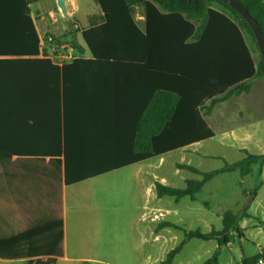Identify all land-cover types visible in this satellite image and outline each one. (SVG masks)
I'll list each match as a JSON object with an SVG mask.
<instances>
[{
	"label": "trees",
	"instance_id": "obj_1",
	"mask_svg": "<svg viewBox=\"0 0 264 264\" xmlns=\"http://www.w3.org/2000/svg\"><path fill=\"white\" fill-rule=\"evenodd\" d=\"M40 1L44 0H0V94L10 96L13 93L12 96L17 97V101H0V110L31 115L23 121L28 122L39 146L44 141L45 148L21 150L18 155L20 159H50L49 166L57 173L56 186L51 188L57 204L51 200L44 214H36L32 226L0 223V259H35L38 264H55L64 255L63 172L65 170L67 185L99 174L88 176L71 172L67 152L62 147L60 116L65 109L62 79L67 80L64 74L69 67H60L51 58L57 55V52L52 53L53 48L59 51L63 41L51 38L48 46L43 47L44 41L30 9L31 4ZM94 1L100 13L90 16L89 27L81 31L92 58L69 60L73 64H107L115 73L130 74L129 84L116 82L113 96L109 97L116 106L145 112L135 127V162L213 138L215 133L201 114L202 104L210 100L212 107L234 95L248 93L251 79L264 78V60L252 29L239 13L221 0ZM237 1L257 21L264 36V0ZM137 7L144 9V29L136 20ZM68 31L72 35V49L79 48L76 39L80 29L68 27ZM246 36L259 56L257 67ZM122 66L126 71L119 69ZM49 118L52 125L47 132L44 128H48ZM3 154L11 155L10 152ZM254 165L264 167V155L246 152L243 160L210 172L180 165L200 175L201 179L189 180L185 188L157 182L156 193L160 198L190 197L195 200L216 176L239 172L246 177L251 175ZM256 193L257 190L253 194ZM248 217L247 209L241 213L226 211L222 230L209 233L187 231L165 222L164 226L182 230L185 239L169 252L163 264H172L191 239L214 240L220 248L227 246L230 232L237 231L239 222ZM243 237L239 230L238 238ZM219 255L220 251H216L203 264H220ZM260 263H264V250L242 259V264Z\"/></svg>",
	"mask_w": 264,
	"mask_h": 264
},
{
	"label": "crops",
	"instance_id": "obj_2",
	"mask_svg": "<svg viewBox=\"0 0 264 264\" xmlns=\"http://www.w3.org/2000/svg\"><path fill=\"white\" fill-rule=\"evenodd\" d=\"M51 1L59 12L56 0ZM41 2L43 1L31 4L30 9L43 40L39 26L40 23L42 27L48 26L46 21L48 17L40 10ZM75 7V1L68 0L70 19L73 25L76 24L74 27L80 29L76 39L79 44V39L82 38L81 31L87 29L89 25L86 28L80 26L75 18L79 8L75 10ZM99 13L90 14L88 22L90 16ZM49 16H52L51 12ZM143 19L144 27L136 19L142 29L145 28L144 14ZM246 40L257 67L259 56L250 38L246 36ZM70 54L72 58H92L91 53L86 56L80 45L79 48L72 49ZM51 58L58 66L69 67L64 74L67 80L62 79L63 87H65V109L60 116V124L62 147L67 152L71 172L88 176L99 174L67 185L65 170L63 172L64 255L58 258L55 264H163L169 252L185 239V233L182 230L164 226L165 222L162 220L164 197L157 196L155 184L158 182L168 185L166 179L160 175V162L156 159L181 152V161L175 163V175L178 176L180 171H189L180 168V165L193 166L192 156L195 155L202 160L209 158L208 154H200L196 148L202 147L206 141L216 137L210 120L222 128L224 135H236L238 132L248 135V131L243 130L242 126L245 123L241 119L246 115L258 120L254 121L252 126L257 130L262 129L264 122L260 121L264 120V78L257 76L251 79V89L248 93L234 95L212 107L210 100L202 104L201 114L209 128L214 131L213 138L191 143L161 156L135 162L133 160L136 156L135 127L137 122L145 116V112L131 111L125 109L123 105L116 106L112 97H109L113 96L116 82L129 84L130 74L115 73L112 70L114 68L107 64H73L70 60L59 62L56 58ZM119 69L126 71L124 66ZM12 95L13 93L10 96L0 94V101H17V97ZM217 110L219 113L215 115ZM29 117L31 115L23 116L17 110H0V223L4 226H19V224L32 226L31 221L36 219V214H44L45 210L51 206V200L55 201V205L57 204V198L51 190L53 186H56L57 173L49 166L50 159L42 160L34 157L20 159L18 155L21 150L45 148L44 141L39 146V142L33 138L34 132L29 128L28 122L23 121ZM223 119H227L228 122ZM51 125L49 118L46 123L48 128L44 129L48 132ZM3 152H10L11 155L5 156ZM262 155L264 154L256 156ZM186 160L189 161L186 162ZM197 169L200 170L199 167ZM261 174L260 190L264 189V167L261 168ZM118 182L122 184L121 189L125 188L123 198L122 194L119 197L117 193ZM23 187L27 190H23ZM108 188L113 191L112 194L107 190ZM109 195H112L110 199H108ZM247 195L249 193H246ZM258 197L256 193L252 201H257ZM181 200L175 199L177 203ZM191 201L195 200L191 199ZM245 209L248 212L250 207ZM110 213L113 214L112 226H107L110 222L107 214ZM248 214L250 217L241 220L238 227L244 237L239 239L238 231L230 232L229 237L236 236L237 240H242L241 246H243L247 235L255 230L263 235L258 241V246L261 243L264 246V241H261L264 240V230L261 226H248V221L253 218L250 213ZM121 224L124 226H120ZM173 224L190 231L184 225ZM168 229L182 232L184 238L177 245L167 247L168 234H164V231ZM172 238L177 240L176 236H170V240ZM191 240L187 241L172 264L177 263L178 257ZM261 250H264V247L260 246L259 251L252 256L260 253ZM220 256L221 253L219 258ZM244 257L248 256L244 254L238 258H230L226 264H242ZM19 260H23L26 264L36 261L35 259Z\"/></svg>",
	"mask_w": 264,
	"mask_h": 264
},
{
	"label": "rangeland",
	"instance_id": "obj_3",
	"mask_svg": "<svg viewBox=\"0 0 264 264\" xmlns=\"http://www.w3.org/2000/svg\"><path fill=\"white\" fill-rule=\"evenodd\" d=\"M73 1H75L76 4L75 10L79 8L75 16L76 20L82 28L88 27V16L100 12L101 9L99 5L94 0ZM52 2L51 0H44L39 6L40 10L48 17L46 19L48 26L45 25V27H42L41 23L39 26L44 41L43 47H47L48 43L51 42L48 40L49 38H57L63 41L64 45L68 46L66 49L61 48L59 52L64 55H71L70 52L72 51V47L70 42L72 35L68 31L67 22L62 17L60 11H56ZM50 12L52 16H49ZM143 14V7H137L136 19L140 22L142 27H144ZM77 36H79L78 33ZM79 45L86 53V56H89L90 53L81 37L79 39ZM218 113L219 110L216 111L215 115H218ZM241 119L245 123V125L242 126L243 130L248 131V135L242 134L241 132H238L236 135H224L222 128L210 120L216 137L206 141L202 147L196 148L200 154H208L209 158L202 160L194 155L191 157L194 159L192 160V165L197 168L199 167L203 172H210L223 168L225 164H232L243 160L246 156V152L244 151H248L253 155L264 154V126H262V129L259 127L260 130L252 126L254 121H258L254 120L253 116L246 115ZM224 121L228 122L227 119ZM260 122H264V120ZM181 158L182 153L175 152L165 155L162 159H156L157 162H160V175L166 179V184L169 187L184 188L187 180L201 179L200 176L189 171H180L178 176L175 175V163L181 161ZM187 161L189 160H186V162ZM199 162H201V164H199ZM261 182L262 174L259 165H254L251 175L246 177H241L239 172L220 174L204 186L200 193L196 195L195 201H191L190 198H184L177 203L172 197H164L162 201V220L163 222L184 225L186 226L185 228L190 231L199 230L203 233H209L212 230H222L223 214L226 211L240 213L245 207H250L248 213H250L253 218L248 221V226H261L264 230V189H259ZM118 184V196L120 197L122 194L123 198L125 188L121 189L122 184L120 182H118ZM107 190L110 194L113 193L110 188ZM256 190L258 191L257 194L259 197L257 201L253 202V193ZM246 193H249V195L246 196ZM110 196L112 195H109L108 199L111 198ZM107 216L110 217V222L107 226H112L111 217H113V214L110 213L109 215L107 214ZM120 226L124 225L121 224ZM164 234H168L166 236L168 239L167 247L177 245L184 238L182 232L174 229H168V231H164ZM170 236H176L177 240L173 238L170 240ZM262 237V234H258L257 231L253 230L252 234L247 235V240L244 242L243 246H240L239 240H237L236 236L232 235L230 238L231 243L222 248H220L217 241L214 240L204 241L193 239L185 246L183 253L178 257V261L175 264H203L209 260L216 251H220L221 253L219 259L222 264L228 263L230 258H238L244 254L250 257L259 251L260 246L264 247L262 245L263 243L258 246V241ZM0 264L26 263L23 260L0 259Z\"/></svg>",
	"mask_w": 264,
	"mask_h": 264
},
{
	"label": "water",
	"instance_id": "obj_4",
	"mask_svg": "<svg viewBox=\"0 0 264 264\" xmlns=\"http://www.w3.org/2000/svg\"><path fill=\"white\" fill-rule=\"evenodd\" d=\"M221 1L226 3L231 8H233L237 13H239L245 19V21L247 22V24L250 26V28L253 31L261 57L264 60V36H263V32L259 24L257 23V21L250 15L247 9L242 4H240L237 0H221ZM56 5L62 17L67 22L68 27L71 30H73L74 25L69 15L68 0H56ZM237 231H239V228H237ZM239 245L240 246L242 245L241 240H239Z\"/></svg>",
	"mask_w": 264,
	"mask_h": 264
},
{
	"label": "built area",
	"instance_id": "obj_5",
	"mask_svg": "<svg viewBox=\"0 0 264 264\" xmlns=\"http://www.w3.org/2000/svg\"><path fill=\"white\" fill-rule=\"evenodd\" d=\"M49 41H52V39L49 38ZM61 48L62 49L65 48L66 49V48H68V46L63 45ZM55 52H57V55L56 56L53 55V57L56 58L59 62H65V61H67V60L72 58L71 55H64L63 53H61L58 50H56V48H53V52L52 53H55ZM32 264H38V262L34 261ZM261 264H264V263H261Z\"/></svg>",
	"mask_w": 264,
	"mask_h": 264
}]
</instances>
